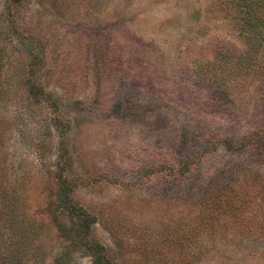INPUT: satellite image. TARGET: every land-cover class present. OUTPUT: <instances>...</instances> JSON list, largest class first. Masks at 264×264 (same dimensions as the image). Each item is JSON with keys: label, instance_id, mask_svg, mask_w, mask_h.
Returning a JSON list of instances; mask_svg holds the SVG:
<instances>
[{"label": "rangeland", "instance_id": "obj_1", "mask_svg": "<svg viewBox=\"0 0 264 264\" xmlns=\"http://www.w3.org/2000/svg\"><path fill=\"white\" fill-rule=\"evenodd\" d=\"M229 1L0 0V264H264V45Z\"/></svg>", "mask_w": 264, "mask_h": 264}, {"label": "trees", "instance_id": "obj_2", "mask_svg": "<svg viewBox=\"0 0 264 264\" xmlns=\"http://www.w3.org/2000/svg\"><path fill=\"white\" fill-rule=\"evenodd\" d=\"M229 4L231 5H235L236 8L238 7H244V23L246 25L247 28V32L245 35V40L247 44L250 43H254V47L257 46H263L264 45V0H230ZM217 6L219 7L220 4ZM225 8V6H224ZM252 53H250L249 55H247L244 59H247L249 61V67H248V72L252 73L253 76H259L262 75L261 79L259 80L258 84H255V89L258 92H261L264 95V62H259V61H255L254 58L255 54L254 51H251ZM261 101H263L262 99L259 100V102H255L254 103V107L258 106V104L260 105ZM257 132H260V130H256ZM251 139H257V136L251 135L250 136ZM239 172H241V170H239L237 173L239 175ZM237 173L235 174V176H237ZM220 176H225L227 175V167H223L221 169V171L219 172ZM218 175H216L213 179H210L209 181H207V186L208 188H211V184L212 182H214V180L217 178ZM255 177H259V176H255ZM230 183H234V182H229L227 184H220L221 187L226 188L228 186H231L232 184ZM212 189V188H211ZM208 198L210 197V191L207 193ZM205 196V197H206ZM206 202L207 199L203 198ZM258 209H263V205L261 207V205L259 204L258 206H256ZM263 211V210H261Z\"/></svg>", "mask_w": 264, "mask_h": 264}]
</instances>
